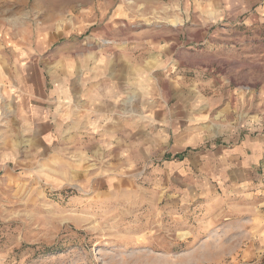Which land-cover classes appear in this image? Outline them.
Returning <instances> with one entry per match:
<instances>
[{
	"label": "rangeland",
	"instance_id": "obj_1",
	"mask_svg": "<svg viewBox=\"0 0 264 264\" xmlns=\"http://www.w3.org/2000/svg\"><path fill=\"white\" fill-rule=\"evenodd\" d=\"M196 22L215 38L209 56L264 59V0H0V264H264V171L243 189L193 174L196 189L173 195L143 169L129 187L84 190L7 159L28 146L16 93L46 45L171 27L183 41ZM209 129L223 138L217 121ZM183 195L185 205L168 204Z\"/></svg>",
	"mask_w": 264,
	"mask_h": 264
},
{
	"label": "crops",
	"instance_id": "obj_2",
	"mask_svg": "<svg viewBox=\"0 0 264 264\" xmlns=\"http://www.w3.org/2000/svg\"><path fill=\"white\" fill-rule=\"evenodd\" d=\"M190 30L183 41L171 27L165 37L155 29L46 45L16 93L28 146L7 159L84 190L129 187L142 169L173 195L196 189L193 174L213 173L229 188L257 183L264 171V59L232 49L211 58L206 43L215 38L205 39L202 22ZM216 121L220 140L209 129ZM174 197L169 205L186 204L184 195Z\"/></svg>",
	"mask_w": 264,
	"mask_h": 264
}]
</instances>
